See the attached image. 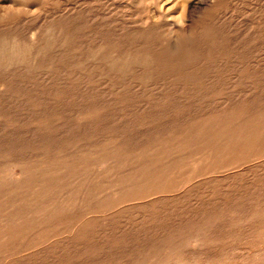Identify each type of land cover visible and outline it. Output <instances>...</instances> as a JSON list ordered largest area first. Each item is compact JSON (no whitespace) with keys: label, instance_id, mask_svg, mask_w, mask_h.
<instances>
[{"label":"rangeland","instance_id":"rangeland-1","mask_svg":"<svg viewBox=\"0 0 264 264\" xmlns=\"http://www.w3.org/2000/svg\"><path fill=\"white\" fill-rule=\"evenodd\" d=\"M263 238L264 0H0V264H264Z\"/></svg>","mask_w":264,"mask_h":264},{"label":"bare ground","instance_id":"bare-ground-1","mask_svg":"<svg viewBox=\"0 0 264 264\" xmlns=\"http://www.w3.org/2000/svg\"><path fill=\"white\" fill-rule=\"evenodd\" d=\"M86 3V2H85ZM181 4V3H180ZM183 4V3H182ZM181 4V5H182ZM76 5V4H75ZM86 7V6H85ZM183 7V6H182ZM182 11V10H181ZM179 20H180V18H179ZM181 21V20H180ZM183 23V22H182ZM55 27V26H54ZM66 27V26H65ZM63 30V29H62ZM13 40V39H12ZM115 40V39H114ZM117 41V40H116ZM136 41V40H135ZM125 43H127V42H125ZM115 45V44H114ZM113 45V46H114ZM126 45V44H125ZM137 45V44H136ZM119 46V45H118ZM128 46V45H127ZM110 48L112 47V46H109ZM125 47V46H124ZM128 47H130V46H128ZM127 47V48H128ZM132 47V46H131ZM113 48V47H112ZM116 48V47H115ZM137 48V47H136ZM115 50V49H114ZM112 51V50H111ZM116 51V50H115ZM127 51V50H126ZM129 51V50H128ZM132 51V50H131ZM134 51V50H133ZM117 52V51H116ZM126 53V52H125ZM136 53V52H135ZM124 54V53H123ZM120 55V54H119ZM154 59V58H153ZM82 77V76H81ZM4 78V77H3ZM6 79V78H5ZM9 79V78H8ZM5 82V81H4ZM4 82H3V84H4ZM64 82V81H63ZM7 83H9V81L7 82ZM11 83V82H10ZM9 83V84H10ZM8 84V85H9ZM2 86V85H1ZM6 86V85H5ZM4 91V90H3ZM55 91V90H54ZM59 92V91H58ZM63 92V91H62ZM47 93V92H46ZM60 94V93H59ZM47 95V94H46ZM64 95V94H63ZM56 96H58V95H56ZM62 96V95H61ZM69 96V95H68ZM60 97V96H59ZM165 97V96H164ZM56 98V97H55ZM67 98V97H66ZM65 99V98H64ZM93 100V99H92ZM54 104V103H53ZM148 111V110H147ZM248 111V110H247ZM9 113V112H8ZM249 115V114H248ZM253 115V114H252ZM13 117V116H12ZM232 123V122H231ZM227 126V125H226ZM245 126V125H244ZM230 128V127H229ZM226 129V128H225ZM228 130V129H227ZM248 130V129H247ZM242 131V130H241ZM244 131V130H243ZM4 137V136H3ZM72 138V137H71ZM10 142V141H9ZM3 144V143H2ZM4 146V145H3ZM152 146V145H151ZM119 148H121V147H119ZM227 148V147H226ZM259 148V147H258ZM9 150V149H8ZM13 150V149H12ZM121 150V149H120ZM7 151V150H6ZM10 152V151H9ZM120 152V151H119ZM201 152V151H200ZM220 152V151H219ZM230 152V151H229ZM5 154L7 153V152H4ZM11 153V152H10ZM202 154V153H201ZM210 154V153H209ZM212 154V153H211ZM194 155V154H193ZM198 157V156H197ZM194 158H196V157H194ZM90 159V158H89ZM67 161V160H66ZM203 161V160H202ZM205 161V160H204ZM103 162V161H102ZM82 166V165H81ZM186 168V167H185ZM76 170H78V169H76ZM75 170V171H76ZM63 171V170H62ZM19 172V171H18ZM172 172H173V170H172ZM14 174V173H13ZM26 174V172H24V171H20L19 173H18V175L16 174L15 176H16V178H15V182H12L13 183V189H17L20 185V183L22 182V180L24 179L23 178V175H25ZM14 176V175H13ZM12 176V177H13ZM45 176V175H44ZM43 176V177H44ZM42 177V176H41ZM42 177V178H43ZM159 177V176H158ZM53 178V177H52ZM21 179V180H20ZM28 179H30V178H28ZM28 179H25L24 181H23V183H25ZM48 179V178H47ZM50 179V178H49ZM132 179V178H131ZM150 179H152V178H150ZM34 180V179H33ZM41 180V179H40ZM35 181H36V179H35ZM154 181H155V179H154ZM40 182V181H39ZM45 182V181H44ZM47 182V181H46ZM35 183V182H34ZM29 184H30V182H29ZM28 190V189H27ZM14 191V190H13ZM263 222V221H262ZM256 226H258V225H256ZM255 232V231H254ZM263 234V233H262ZM264 239V238H263ZM228 258V257H227ZM191 259V258H190ZM203 259V258H202ZM208 259V258H207ZM213 260V262H214V259H212ZM216 260V259H215ZM190 261V260H189ZM229 261H230V259H229ZM211 262V261H210ZM205 263V262H204Z\"/></svg>","mask_w":264,"mask_h":264}]
</instances>
